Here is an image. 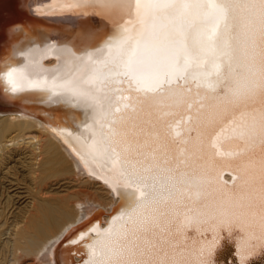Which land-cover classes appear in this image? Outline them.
<instances>
[{
  "label": "bare ground",
  "instance_id": "1",
  "mask_svg": "<svg viewBox=\"0 0 264 264\" xmlns=\"http://www.w3.org/2000/svg\"><path fill=\"white\" fill-rule=\"evenodd\" d=\"M143 2L0 0V264H264L260 0H236L226 83L210 62L101 82ZM129 187L147 197L122 207Z\"/></svg>",
  "mask_w": 264,
  "mask_h": 264
},
{
  "label": "snow or ice",
  "instance_id": "2",
  "mask_svg": "<svg viewBox=\"0 0 264 264\" xmlns=\"http://www.w3.org/2000/svg\"><path fill=\"white\" fill-rule=\"evenodd\" d=\"M238 6L236 0H144L137 5L140 30L135 34L120 30L108 40V57L94 69L95 77L101 82L128 78L141 89L157 91L187 79L188 69L193 65L203 69L210 62L215 74L226 83L221 68L226 61V71L233 70L239 44ZM259 8L264 16V0H260ZM109 64L111 67L104 71ZM116 195L122 207L124 201L135 206L140 196L147 197V192L117 188ZM113 254L119 256L120 252L113 250Z\"/></svg>",
  "mask_w": 264,
  "mask_h": 264
},
{
  "label": "rangeland",
  "instance_id": "3",
  "mask_svg": "<svg viewBox=\"0 0 264 264\" xmlns=\"http://www.w3.org/2000/svg\"><path fill=\"white\" fill-rule=\"evenodd\" d=\"M37 128H38V126H37ZM39 129V128H38ZM40 130V129H39ZM42 131V130H41ZM44 131V130H43ZM46 132V131H45ZM47 133V132H46ZM48 134V133H47ZM49 135V134H48ZM50 136V135H49ZM78 174V173H77ZM50 175V173H48L47 175L45 174L43 177H48ZM80 177H84V176H82V175H80V174H78ZM85 178H87V177H85ZM22 179V178H21ZM88 180H90V181H92V182H94L93 180H91L90 178H88ZM113 199V198H112Z\"/></svg>",
  "mask_w": 264,
  "mask_h": 264
}]
</instances>
